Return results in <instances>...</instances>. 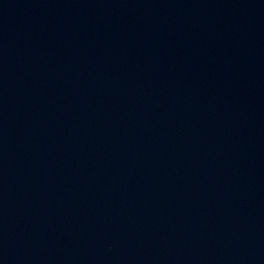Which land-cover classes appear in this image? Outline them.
<instances>
[{"label":"water","instance_id":"1","mask_svg":"<svg viewBox=\"0 0 264 264\" xmlns=\"http://www.w3.org/2000/svg\"><path fill=\"white\" fill-rule=\"evenodd\" d=\"M0 264H264V0H0Z\"/></svg>","mask_w":264,"mask_h":264}]
</instances>
